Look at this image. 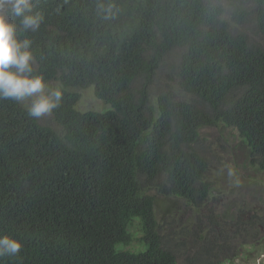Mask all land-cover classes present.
Wrapping results in <instances>:
<instances>
[{
	"label": "trees",
	"instance_id": "16d2710c",
	"mask_svg": "<svg viewBox=\"0 0 264 264\" xmlns=\"http://www.w3.org/2000/svg\"><path fill=\"white\" fill-rule=\"evenodd\" d=\"M30 3L43 16L35 31L5 11L30 41L33 75L61 98L53 125L0 99V236L21 244L0 264H177L184 231L159 223L155 200L196 208L209 198L200 131L235 130L248 166L264 174V0ZM87 87L108 109L76 110ZM241 216L230 236H248L251 249L230 248L225 230L206 240L196 225L203 246L188 263L250 262L264 250L263 219ZM135 224L141 250L131 252Z\"/></svg>",
	"mask_w": 264,
	"mask_h": 264
},
{
	"label": "rangeland",
	"instance_id": "374dc122",
	"mask_svg": "<svg viewBox=\"0 0 264 264\" xmlns=\"http://www.w3.org/2000/svg\"><path fill=\"white\" fill-rule=\"evenodd\" d=\"M254 39L258 40L256 37ZM261 44L264 46V42ZM48 87L56 88V84L50 83ZM79 93L76 110L102 112L108 109L94 97L92 87L82 89ZM29 103L24 102L26 106ZM38 119L40 123L53 125L49 113ZM200 136V146L208 160V176L213 181V191L209 198L196 208L176 197L156 196L155 200V215L159 223L163 226L170 223L175 230L184 231V244L175 246L177 264H192L187 259L195 254L198 247L203 246L202 241L199 242L200 246L193 242L191 232L196 225L200 233L206 235V240L214 233V229L218 232L225 230L229 234L226 241L231 245L230 248H237L245 241L244 248L251 249L248 236H230L235 228L237 212L242 211L240 222H246L252 216L262 218L264 222V174L248 166V150L235 130L223 126L204 128ZM208 215L212 216L216 225H209ZM258 235L264 237V227H260ZM140 236L139 227L135 224L133 237L136 241L127 250H141L140 242L137 241ZM250 254H253L249 256L250 262L237 255L226 262L220 255L219 264H264V250Z\"/></svg>",
	"mask_w": 264,
	"mask_h": 264
},
{
	"label": "clouds",
	"instance_id": "9594fccd",
	"mask_svg": "<svg viewBox=\"0 0 264 264\" xmlns=\"http://www.w3.org/2000/svg\"><path fill=\"white\" fill-rule=\"evenodd\" d=\"M6 8L22 18V31L29 28L35 31L43 16L30 14V0H0V99L10 98L20 103L30 101L28 114L39 118L58 106L61 92L58 88L49 89L42 75H33V57L28 50L30 41L17 38L16 25L9 22ZM98 10L110 13L111 5L105 7L101 4ZM20 248L18 240L8 235L0 236V256L14 255Z\"/></svg>",
	"mask_w": 264,
	"mask_h": 264
}]
</instances>
